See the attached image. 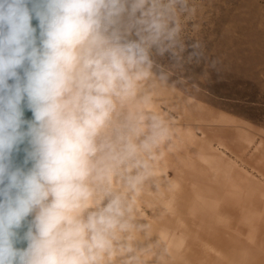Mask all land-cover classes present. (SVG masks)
<instances>
[{"label": "clouds", "instance_id": "obj_1", "mask_svg": "<svg viewBox=\"0 0 264 264\" xmlns=\"http://www.w3.org/2000/svg\"><path fill=\"white\" fill-rule=\"evenodd\" d=\"M191 12L190 0H0V264H107L143 227L113 178L138 191L172 130L143 111L147 94L123 125L114 115L145 82L168 83L153 52L199 60L183 39Z\"/></svg>", "mask_w": 264, "mask_h": 264}, {"label": "rangeland", "instance_id": "obj_2", "mask_svg": "<svg viewBox=\"0 0 264 264\" xmlns=\"http://www.w3.org/2000/svg\"><path fill=\"white\" fill-rule=\"evenodd\" d=\"M190 6L183 39L186 45L199 42L201 57L188 61L185 52L176 67L153 52L154 72L167 71L169 81L145 82L138 107L149 95L143 111L160 114L170 124L172 204L178 213H193L182 220L190 234L214 246L220 227L233 223L237 230L242 245L218 243L221 259L209 252L210 263L264 264V250L243 244L256 217L264 218V0H190ZM162 155L159 149L156 157L164 159ZM261 227L262 222L255 234Z\"/></svg>", "mask_w": 264, "mask_h": 264}, {"label": "bare ground", "instance_id": "obj_3", "mask_svg": "<svg viewBox=\"0 0 264 264\" xmlns=\"http://www.w3.org/2000/svg\"><path fill=\"white\" fill-rule=\"evenodd\" d=\"M139 96H140V93L138 94V97L135 101L129 102L118 108L117 113L114 115V121H113L114 126L123 125L127 117L129 116V113L130 112L134 113L136 111V107H138V104L140 101ZM128 110L129 111L131 110V111L128 112ZM170 147L171 146L169 145L168 142L166 144H162L161 147H159V149H162V154H163L162 157L164 159L161 158L160 160L159 158L155 157V160L152 165V171L149 174L148 179L140 186L138 191L136 192L128 191L126 188V185L123 182V177L120 174H117L113 178V182L111 186L112 191L125 194L126 198L133 205L134 223L138 226H143V227L139 228L138 230H133L130 233H126L123 235L122 237V240L124 242L123 250L118 249L113 255V257L109 261H107V264H192V263L211 264L209 261L210 257L208 256L209 252H213L216 258L218 257L220 258L221 254L223 253L222 251H221L222 253L220 252L219 244L224 245V243H226L227 245H229V248L242 245L240 241L241 239L233 231L236 228H234V224L232 222H231L232 224H225L224 226H222V228L221 227L219 228L220 230L219 235L218 234L214 235V236H218L219 238H216L217 239L216 241H215V238H213L214 241L216 242L215 243L216 245L214 246L209 241H206L204 238H201L199 234L198 235L195 233L190 234V231L188 230V228H186L182 220L184 217L187 216V214L191 216L193 215V213H190L189 210H187L188 213H186V211L183 214L178 213L177 211H175L174 206L172 204V201H173L172 198H173V193H174L173 191L175 189L174 187L175 185L173 186V184H171V182L168 180V176H169L168 169H171V166H173L171 154L169 153L171 152ZM131 174L135 175L136 170H133ZM177 188L179 189V187ZM188 189H190V187ZM211 204L209 205L210 207H211ZM237 204L240 205L239 202ZM199 205L200 204H198V207ZM262 208H264V206H262ZM202 211L203 209H201L199 213H202ZM262 211H264V209H262ZM218 215H220V213ZM238 216L240 217V215ZM195 217L197 216L195 215ZM223 217L225 218V216ZM201 219H202V216H201ZM262 220H264V218H261L259 216L256 217V219L254 220L255 221L254 228L251 229V234L249 233V235L247 234L245 236V241H243L244 242L243 244H245L246 242L248 245H252L255 248L258 247L259 250H264V221ZM261 222H262V227L260 228L259 234L257 235L255 234V232L256 230H258L257 227L260 225ZM208 223H211V222H208ZM154 229L156 231L155 233L153 232ZM177 229L179 231H177ZM230 230H232L233 232ZM148 234L152 236L149 239H147V237L149 236ZM251 235H252V238H251ZM181 243L183 245H181ZM192 247H195L196 251L193 250L194 252H192L191 250ZM208 247H211L210 251L208 250ZM175 248L177 249L176 252H175ZM195 252H196V255H194ZM230 252L232 251L230 250ZM232 256H233V252L230 254L231 258ZM226 264H229V263L227 262ZM247 264H250V263H247Z\"/></svg>", "mask_w": 264, "mask_h": 264}, {"label": "water", "instance_id": "obj_4", "mask_svg": "<svg viewBox=\"0 0 264 264\" xmlns=\"http://www.w3.org/2000/svg\"><path fill=\"white\" fill-rule=\"evenodd\" d=\"M33 23L35 24V21ZM25 115H26V118H31V113L30 112H26ZM23 156H24V153H23V146H22L21 151L19 153H17V155H16L17 162H22ZM22 246L26 247V244L22 245Z\"/></svg>", "mask_w": 264, "mask_h": 264}]
</instances>
